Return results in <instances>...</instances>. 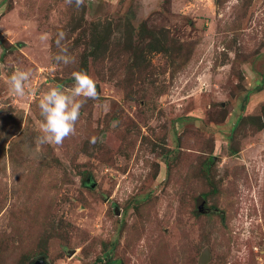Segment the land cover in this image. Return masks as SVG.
Returning <instances> with one entry per match:
<instances>
[{"label":"rangeland","instance_id":"rangeland-1","mask_svg":"<svg viewBox=\"0 0 264 264\" xmlns=\"http://www.w3.org/2000/svg\"><path fill=\"white\" fill-rule=\"evenodd\" d=\"M79 71L99 98L37 151ZM261 122L264 0H0V264H264Z\"/></svg>","mask_w":264,"mask_h":264},{"label":"clouds","instance_id":"clouds-1","mask_svg":"<svg viewBox=\"0 0 264 264\" xmlns=\"http://www.w3.org/2000/svg\"><path fill=\"white\" fill-rule=\"evenodd\" d=\"M75 3L77 8L85 5V0H66L71 5ZM66 34L60 32L56 38L59 52L55 56L58 63L68 65L75 62V57L68 53L67 46L62 43ZM47 34L41 35V40H47ZM74 83L69 88L53 86L47 90L39 100L40 116L43 118L39 124V132L34 144L37 151L45 144L62 145L64 140L76 132V123L80 118V112L87 100L98 99V89L96 80L87 72L79 71L73 73ZM32 77L31 69L17 67L8 78L10 90L17 96L23 97L26 89L31 90L29 81ZM118 122L113 121L112 127H116ZM101 139L93 136L90 143H97Z\"/></svg>","mask_w":264,"mask_h":264},{"label":"trees","instance_id":"trees-1","mask_svg":"<svg viewBox=\"0 0 264 264\" xmlns=\"http://www.w3.org/2000/svg\"><path fill=\"white\" fill-rule=\"evenodd\" d=\"M160 48L163 49L164 51H167L166 49H164L163 46H161ZM90 53H91V52H90ZM87 57H88V53L85 52V55H84V58H83L82 64L87 63ZM238 122H239V121H237V123H238ZM260 126H261V127H264V122H261V123L259 124V127H260ZM213 190H216V189L213 188L212 191H213ZM202 196L205 197V196H206V192H203V193H202ZM40 254H42V252H40ZM25 257H26V256H25ZM106 258H107V260H105V261L109 263L110 260L108 259V256H106ZM110 263L113 264L114 262L111 261Z\"/></svg>","mask_w":264,"mask_h":264},{"label":"water","instance_id":"water-1","mask_svg":"<svg viewBox=\"0 0 264 264\" xmlns=\"http://www.w3.org/2000/svg\"><path fill=\"white\" fill-rule=\"evenodd\" d=\"M31 264H47V263L44 261L42 256H40L37 259H35Z\"/></svg>","mask_w":264,"mask_h":264}]
</instances>
